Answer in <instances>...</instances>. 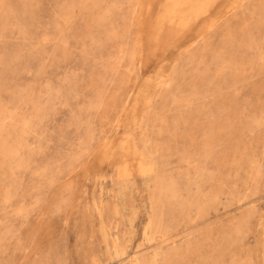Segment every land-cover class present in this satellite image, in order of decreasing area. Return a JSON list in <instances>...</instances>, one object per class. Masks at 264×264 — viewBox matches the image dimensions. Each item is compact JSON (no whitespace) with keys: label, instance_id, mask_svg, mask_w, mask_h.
<instances>
[{"label":"rangeland","instance_id":"rangeland-1","mask_svg":"<svg viewBox=\"0 0 264 264\" xmlns=\"http://www.w3.org/2000/svg\"><path fill=\"white\" fill-rule=\"evenodd\" d=\"M0 264H264V0H0Z\"/></svg>","mask_w":264,"mask_h":264}]
</instances>
